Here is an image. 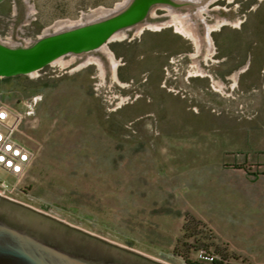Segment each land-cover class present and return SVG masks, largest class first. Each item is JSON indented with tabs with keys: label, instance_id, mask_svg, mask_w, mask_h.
Instances as JSON below:
<instances>
[{
	"label": "rangeland",
	"instance_id": "1",
	"mask_svg": "<svg viewBox=\"0 0 264 264\" xmlns=\"http://www.w3.org/2000/svg\"><path fill=\"white\" fill-rule=\"evenodd\" d=\"M91 1L0 0V40L30 45L59 19L131 0ZM201 1L226 21L196 55L161 25L180 8L156 4L140 23L157 26L105 43L114 68L98 48L0 77L1 100L35 98L24 140L37 149L21 180L0 169V193L171 264H205L200 249L264 264V0Z\"/></svg>",
	"mask_w": 264,
	"mask_h": 264
},
{
	"label": "water",
	"instance_id": "2",
	"mask_svg": "<svg viewBox=\"0 0 264 264\" xmlns=\"http://www.w3.org/2000/svg\"><path fill=\"white\" fill-rule=\"evenodd\" d=\"M156 4L178 5L175 0H131L109 16L44 34L30 45L0 40V77L29 74L66 54L98 49L116 32L145 20ZM0 264L171 263L0 193Z\"/></svg>",
	"mask_w": 264,
	"mask_h": 264
},
{
	"label": "bare ground",
	"instance_id": "3",
	"mask_svg": "<svg viewBox=\"0 0 264 264\" xmlns=\"http://www.w3.org/2000/svg\"><path fill=\"white\" fill-rule=\"evenodd\" d=\"M128 1L129 0L120 1L119 3H117L116 7L117 8L124 7V5ZM175 1L178 3L176 7H179L180 9H174L171 7L168 10L169 14L171 15V20L167 21L166 23L163 22L161 25H166L167 23L173 22V24L177 25V28L180 31L189 35L194 40L193 41L194 44L196 43L195 45H197V50L194 55L201 52V47L203 45H207V48L209 47L210 49V47H212L211 46L212 45L211 31L215 29L221 22L226 21V20L221 19L219 21L218 19L215 22H209L203 13L205 6L201 4L202 2L201 0H175ZM181 7H184L185 10H182ZM30 8H32V6H30ZM111 10L112 9L106 8V7H98L96 9L91 10L90 12H83L81 17L77 20L70 19V18L59 19L55 23H53L50 26V28H47L45 31L47 32L51 28L54 29L55 31H58V30L72 27L80 23L92 21L97 18L99 19L101 16L107 14ZM201 24L203 25V27H201ZM135 26L137 27V31L140 32L145 27L151 28V27L157 26V24L151 23V22H145V23H138ZM202 28L204 29L202 31L203 33L201 32ZM125 36H127V32L124 29H122L116 32L115 34H113L112 37L110 38V41L121 39V38H124ZM99 49L107 57H109V59L112 62V66L114 68L118 62L116 61L114 57V53L111 51V49L106 44H103L102 46H100ZM59 58H57L56 60H60ZM87 61H96L100 64L102 68H104L103 60L100 56L90 55L86 58V62Z\"/></svg>",
	"mask_w": 264,
	"mask_h": 264
},
{
	"label": "built area",
	"instance_id": "4",
	"mask_svg": "<svg viewBox=\"0 0 264 264\" xmlns=\"http://www.w3.org/2000/svg\"><path fill=\"white\" fill-rule=\"evenodd\" d=\"M35 98L25 101L18 107L0 99V169L13 174L21 180L28 173L34 161L37 149L25 140L24 126L31 121L35 113ZM0 180V185H4ZM198 259L212 261L216 255L206 249H200Z\"/></svg>",
	"mask_w": 264,
	"mask_h": 264
},
{
	"label": "trees",
	"instance_id": "5",
	"mask_svg": "<svg viewBox=\"0 0 264 264\" xmlns=\"http://www.w3.org/2000/svg\"><path fill=\"white\" fill-rule=\"evenodd\" d=\"M100 2V0H97V1H91L90 3H89V5H97L98 3ZM18 76V75H17ZM9 77H11V76H5V77H3V78H5V79H7V78H9ZM207 250V249H206ZM209 251V250H208ZM185 259H186V261L188 262V264H198L195 260L194 261H190L189 259H187L186 257H185ZM198 260H200V259H198ZM226 258L225 257H215L212 261H203V260H200V261H203L205 264H227L226 263Z\"/></svg>",
	"mask_w": 264,
	"mask_h": 264
},
{
	"label": "flooded vegetation",
	"instance_id": "6",
	"mask_svg": "<svg viewBox=\"0 0 264 264\" xmlns=\"http://www.w3.org/2000/svg\"><path fill=\"white\" fill-rule=\"evenodd\" d=\"M2 194V193H1ZM2 195H4V194H2ZM4 196H6V197H9V196H7V195H4ZM9 198H11V197H9ZM11 199H13V198H11ZM14 200H16V199H14ZM19 201V200H18ZM22 202V201H21Z\"/></svg>",
	"mask_w": 264,
	"mask_h": 264
}]
</instances>
